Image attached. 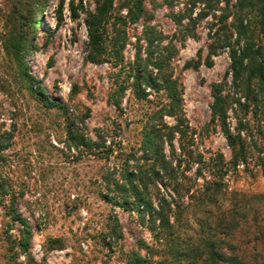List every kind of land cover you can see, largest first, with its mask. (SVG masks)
<instances>
[{"label": "rangeland", "instance_id": "1", "mask_svg": "<svg viewBox=\"0 0 264 264\" xmlns=\"http://www.w3.org/2000/svg\"><path fill=\"white\" fill-rule=\"evenodd\" d=\"M105 1L0 0V264H166L174 259L169 238L152 232L148 217L143 221L136 211L104 200L107 174L119 177L128 160L134 167L136 162L128 156L143 157L142 142L150 127L177 124L171 117L156 118L167 103L163 94L156 97L147 88L148 100L134 95L132 68L137 49L146 59L149 27L163 35L164 45L172 43L177 49L172 70L182 85L181 118L190 129L183 144L190 142L186 149L194 158L202 156L204 169L197 181L199 165L185 172L187 179L179 176L193 189L179 209L173 207L174 239L187 243L200 235L221 238L224 232L213 229L224 212L256 208L262 202L264 82H254L249 95L243 80L238 91L228 52L218 49L209 59L224 0L196 23L190 19L196 20L204 8L202 2L193 7L199 0H144L146 14L134 24L125 19L124 0H114L106 15V53L93 61L86 21ZM230 1L231 10L236 0ZM39 18L41 26L34 24ZM260 20L252 18V30L264 51ZM14 30L22 31L29 44L21 69L3 45ZM214 84L222 85L229 101L227 123L243 146V160L235 169L232 160L240 147L232 149L219 123L212 121ZM29 87L42 89L64 108L45 109ZM69 132L100 143L101 149H75ZM174 146L179 154L178 136ZM164 149L170 156L167 143ZM161 189L171 196L169 186ZM250 220L255 225L251 235H258L256 229L264 222L253 223L252 216ZM241 223L234 243L244 235ZM240 245L251 249L253 243Z\"/></svg>", "mask_w": 264, "mask_h": 264}, {"label": "trees", "instance_id": "2", "mask_svg": "<svg viewBox=\"0 0 264 264\" xmlns=\"http://www.w3.org/2000/svg\"><path fill=\"white\" fill-rule=\"evenodd\" d=\"M114 0H107L98 8L97 14L92 15L86 21V27L89 36V48L93 61L106 53L105 40L108 38L106 26L108 24L107 13L113 8ZM198 2H202L204 8L196 20L201 21L208 18L212 12L217 10L220 0H199L193 3V7ZM225 8L222 15L218 17L220 22L219 28L215 31V42L209 45V59L217 56V50H226L231 63V76L234 86L241 89L243 80L246 82L247 93H253L251 88L253 83L264 82V51L263 48L257 46L254 38L252 18L258 16L260 25L264 22V0H236V4L230 10V0H224ZM121 9L127 10L125 17L129 23L139 22L146 14V6L144 0H124ZM192 12V10H191ZM257 14V15H254ZM185 18V16L183 17ZM229 19L232 22L227 25ZM122 24L126 25V21L119 18ZM197 22V23H198ZM194 23V22H193ZM41 26V18L36 23ZM114 23L113 26H116ZM38 29V27H35ZM121 35H117L118 37ZM125 35V34H124ZM116 37V40L117 38ZM147 55L146 59L141 57V49H137L136 62L132 68L135 73V81L132 85L134 95L139 100H148L150 91L156 94V97L163 94L167 100L166 104H162L156 112V118L162 120L164 117H171L177 121L173 127L166 125L154 124L146 132L142 142L143 157L136 158L135 155L128 156L135 161L134 167H130L127 161L126 168L121 170L119 177H114L115 173H108L105 181L108 193L115 192L116 197L112 198L107 193L104 197L108 203L114 202L124 210L136 211L139 217L144 221L148 217L150 230L156 232V235H165L171 243L173 260L166 264H264V196L259 207L252 208L250 206L231 207L228 212H224L218 219V225H215L213 232L223 231V237L209 235L199 238H191L186 242H179L174 239L175 226L172 223L173 207L179 209V204L184 198L191 194L193 184L184 183L179 180L182 174L187 179L186 173L198 166L195 172L196 181L203 175L202 156L199 154L194 158V153L183 144L190 135V129L182 117V85L174 78L172 70V60L176 53V47L169 43L163 44V35L156 31L154 27L146 30ZM6 54L11 57L17 67L21 69L22 60L28 52V40L22 34V31L14 30L9 33L3 40ZM212 63L208 62L211 66ZM24 78V77H23ZM21 78L22 80H24ZM29 83L24 80L23 83ZM25 83V84H26ZM143 86L146 87L142 88ZM30 93L39 101L45 109H63L64 107L48 98L45 92L37 88V90L29 87ZM236 92L238 94L239 92ZM214 102L211 106L212 121L218 122L221 130L226 137L229 146L235 149L240 147L239 153H236L232 160V167L235 169L239 166L240 160H243V146L239 140L240 137L231 133L228 121V99L222 95V85L214 84L212 86ZM193 135V134H191ZM179 137L180 146L179 154L174 146L176 137ZM73 142L75 149L100 150V143L92 140H84L78 133L69 132V137ZM192 138V137H191ZM170 146V156L165 154L164 145ZM4 148L0 147V158H2ZM112 152V151H111ZM188 156V161L185 157ZM222 158V157H220ZM143 161V165L139 163ZM223 162V161H222ZM185 167L182 171V168ZM225 173L227 169L223 167ZM114 169L113 171H115ZM195 181V182H196ZM162 185L171 188V196L163 195L161 192ZM167 189V188H166ZM250 216L253 223L262 222L263 225L259 230L256 229L258 235H251V229L255 225H250ZM240 220V221H239ZM245 222L244 235L234 243L237 230L241 229L242 223ZM212 228V226H211ZM202 229L204 227L202 226ZM230 238L231 240H227ZM253 243L252 248L245 247L240 249L241 243Z\"/></svg>", "mask_w": 264, "mask_h": 264}]
</instances>
